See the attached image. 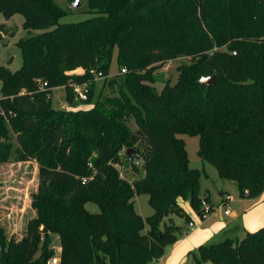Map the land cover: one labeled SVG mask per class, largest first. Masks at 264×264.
I'll return each mask as SVG.
<instances>
[{"label": "trees", "instance_id": "obj_1", "mask_svg": "<svg viewBox=\"0 0 264 264\" xmlns=\"http://www.w3.org/2000/svg\"><path fill=\"white\" fill-rule=\"evenodd\" d=\"M87 4L91 17L61 22L69 11L55 0H0V13L22 14L28 32L16 43L21 67L0 65V166L35 160L40 176L25 235L9 238L0 226V264H49L53 235L60 264H155L184 233L171 216L191 221L182 201L200 215L202 202L210 204L181 134L199 136V156L243 196L264 192V0ZM115 49V94L94 98ZM183 56L191 61L179 65L177 82L158 91L155 70ZM215 74V84L200 82ZM74 83L88 84L86 101ZM60 86L75 107L53 106L48 93ZM120 164L143 173L123 177ZM141 194L154 209L147 218L135 208ZM192 255L195 264H264V226Z\"/></svg>", "mask_w": 264, "mask_h": 264}, {"label": "rangeland", "instance_id": "obj_2", "mask_svg": "<svg viewBox=\"0 0 264 264\" xmlns=\"http://www.w3.org/2000/svg\"><path fill=\"white\" fill-rule=\"evenodd\" d=\"M55 1L69 11V14L63 17L61 22H75L92 16L91 13L87 12V0H81L82 4L78 8H73L70 0ZM24 20L25 17L19 13L9 19L3 13H0V65H5L13 70L19 69L23 61L21 50L16 43L21 37L28 35L27 30L23 28ZM222 49L224 50V48ZM117 54L118 49H115L108 74L110 77L107 79L105 77L96 78L97 89L94 98L104 97L106 94H115L112 86L110 87L108 83L114 75L120 73ZM190 61V57H179L166 62L163 67L155 70V76L161 79L155 83L157 90L161 91L166 81L171 84L176 83L179 77V65ZM51 100L53 106L57 108L71 109L76 106V100H67L66 89L63 86L54 90ZM131 125L134 129L136 128L134 123ZM179 136L185 139L190 166L201 171L200 196L206 194L212 198L214 207L211 203L209 204L212 209L214 208L209 214L211 219L236 223L237 227L232 232L234 239L242 238L244 229L253 231L264 226V201L260 202L256 197L243 196L235 181L222 179L215 166L202 160L198 154L199 136L188 134ZM12 143L14 149L17 145L14 138ZM139 166L141 167L142 164L140 163ZM118 168L122 176L129 179L141 176L143 173L142 170L136 173L131 166H125L124 164L118 165ZM0 180L2 182L0 187V226L4 228L9 238L15 237L19 240L26 233L29 219L35 216V210L31 206V194L37 190L40 180L38 163L35 160L17 161L15 157H12L11 160L0 166ZM222 191L226 192L227 195L230 194L232 199L226 204L222 203L220 206ZM182 205L195 211L188 202L182 201ZM226 205L230 207L231 212L237 213V217L224 214ZM86 207L91 212L100 211L96 203L89 202ZM203 207L204 202H202L201 210H203ZM135 208L144 218L151 216L154 212L147 194H141L136 197ZM196 213L194 216L195 224L198 226L208 216L203 218L198 212ZM175 217L177 223L183 224L182 217L176 215ZM255 223L259 225L256 229H252ZM51 247L55 249L54 256H58L61 262L59 249L61 243L57 235L52 236ZM2 253L3 248L0 246V255ZM39 254L40 251L38 252ZM48 263L50 264V260ZM186 264H195L193 255L187 259ZM207 264L212 263L208 262Z\"/></svg>", "mask_w": 264, "mask_h": 264}, {"label": "crops", "instance_id": "obj_3", "mask_svg": "<svg viewBox=\"0 0 264 264\" xmlns=\"http://www.w3.org/2000/svg\"><path fill=\"white\" fill-rule=\"evenodd\" d=\"M77 72H82V70L79 69L77 70ZM57 88L58 87L54 88L53 92ZM225 195H227L226 192L222 191L221 192L222 198L219 203L220 206L222 205V203L225 202ZM208 196L206 194L201 195L202 198H205ZM209 197H210V203L214 207L212 198L211 196ZM256 198L258 201L263 202L264 192L260 196H257ZM185 202H188V201H185ZM185 209L190 214L191 222H194V225L190 227L189 222L184 221L183 218H182L183 224L177 223V220L175 219L176 218L175 215L174 216L172 215L171 218L177 225H180L183 228L184 233L179 237L177 242H175L174 244L168 245L166 247L164 255L155 264H186V261L192 255V252H195L200 245L207 244V243L208 244L217 243L228 237H233L232 232H233V229L237 227L236 223H227L226 221L213 220L211 219V216L208 215V217L204 221H202L200 225L197 226L195 224V217H194L197 213L193 211L192 209H189L188 207H185ZM230 215H233V217H237L236 212L234 213L231 212ZM258 225L259 224L255 223L253 226L254 228L252 229H256ZM247 231L248 230L244 229L243 231L244 233L242 237L246 234ZM59 249L61 251V247H59Z\"/></svg>", "mask_w": 264, "mask_h": 264}, {"label": "built area", "instance_id": "obj_4", "mask_svg": "<svg viewBox=\"0 0 264 264\" xmlns=\"http://www.w3.org/2000/svg\"><path fill=\"white\" fill-rule=\"evenodd\" d=\"M122 72L123 73L126 72V69L123 68ZM103 77H105V75L102 72L97 73L96 78H103ZM72 87H73V91H74V94H75V97H76L77 100L83 102V101H86L89 98L90 88H89L88 84L74 83L72 85ZM40 88L42 90H48L50 87H49L48 82H43V83H41ZM51 97H52V94L48 93V98H51ZM0 98H1V94H0ZM0 112H1V108H0ZM246 193H248V191H246ZM231 198H232L231 195H225L224 204H226L228 201H230ZM211 211H212L211 206L208 203L204 202V207H203L201 216L203 218H205L211 213ZM224 213L226 215H230L231 214V210H230V208L227 205L225 206ZM193 225H194V222L190 221L189 222V226L192 227ZM50 264H60V258L58 256L52 257L50 259Z\"/></svg>", "mask_w": 264, "mask_h": 264}, {"label": "water", "instance_id": "obj_5", "mask_svg": "<svg viewBox=\"0 0 264 264\" xmlns=\"http://www.w3.org/2000/svg\"><path fill=\"white\" fill-rule=\"evenodd\" d=\"M81 0H75L72 2V7L73 8H78L81 6ZM218 81V75H212V76H207V77H202L200 79V82L206 86H211L212 84H215ZM134 152V149H128L127 154L132 159V153Z\"/></svg>", "mask_w": 264, "mask_h": 264}]
</instances>
